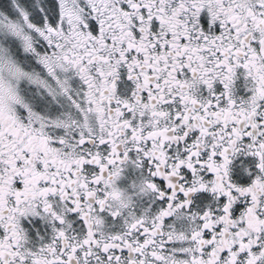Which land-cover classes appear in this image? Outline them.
<instances>
[{
    "label": "snow or ice",
    "instance_id": "snow-or-ice-1",
    "mask_svg": "<svg viewBox=\"0 0 264 264\" xmlns=\"http://www.w3.org/2000/svg\"><path fill=\"white\" fill-rule=\"evenodd\" d=\"M0 264H264V0H0Z\"/></svg>",
    "mask_w": 264,
    "mask_h": 264
}]
</instances>
